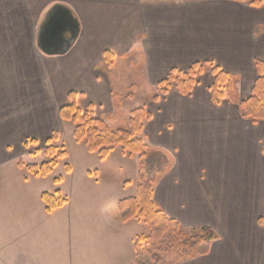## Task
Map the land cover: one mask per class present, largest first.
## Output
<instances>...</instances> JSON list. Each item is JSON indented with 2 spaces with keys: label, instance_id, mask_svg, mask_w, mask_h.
<instances>
[{
  "label": "crops",
  "instance_id": "1",
  "mask_svg": "<svg viewBox=\"0 0 264 264\" xmlns=\"http://www.w3.org/2000/svg\"><path fill=\"white\" fill-rule=\"evenodd\" d=\"M54 4L72 11L79 32L67 52L48 55L37 37ZM105 51L114 56L111 66ZM257 61L264 65V4L0 0V264L134 263L135 243L149 229L138 218L121 219L118 203L136 195L137 183L120 198V164L109 159L116 150L127 155L120 147L103 160L86 148L91 155L84 153L80 166L67 164L61 181L53 179L66 202L51 211L41 199L51 193V173L35 176L17 165L28 163L27 141L42 151L55 133L53 143L62 145V127L72 123L59 110L71 91L77 107L114 120L131 72L154 90L140 136L170 160L154 184L155 203L183 227L207 226L218 235L207 254L178 264H264V119L253 122L239 108L258 77ZM207 62L231 76L233 100L212 103L207 65L187 94L159 92L172 69Z\"/></svg>",
  "mask_w": 264,
  "mask_h": 264
},
{
  "label": "trees",
  "instance_id": "2",
  "mask_svg": "<svg viewBox=\"0 0 264 264\" xmlns=\"http://www.w3.org/2000/svg\"><path fill=\"white\" fill-rule=\"evenodd\" d=\"M250 5L259 6L264 0H245ZM105 61L112 65L114 56L105 51ZM211 68L213 82L210 87L212 103L219 104L223 99L233 100L234 84L231 76L213 63H194L187 70L172 69L165 79L157 83L161 94L174 87L180 94H187L196 83V78L203 72L204 66ZM258 77L251 93L239 102L241 114L253 122L264 119V65L256 62ZM76 93H68L69 103L59 110L61 119L73 124V137L76 142L83 141L89 152L97 153L100 160L105 159L115 147H120L128 155H137L138 178L136 195L122 199L118 203L121 219L131 217L142 220L149 233L141 236L135 243L136 258L133 264H178L185 259L205 255L209 252L211 243L218 238L216 232L207 226L185 228L175 219L167 216L153 199V188L157 178L169 166L170 160L163 150L145 144L140 136L144 122L151 119V114L145 106L135 108L128 117L126 128L113 129L105 120L93 115L92 107L80 109L75 104ZM153 96V100L158 99ZM57 134L46 139L44 155L46 160L41 164L24 163L21 159L17 165L24 167L32 175L45 177L52 172L58 161L67 156L66 150L54 145ZM264 155V144L262 146ZM37 152H31L34 156ZM65 170L69 171L68 165ZM61 181V176L54 179ZM41 199L46 210L51 211L65 204L66 199L58 190L54 193H42ZM264 224V215L258 219Z\"/></svg>",
  "mask_w": 264,
  "mask_h": 264
},
{
  "label": "rangeland",
  "instance_id": "3",
  "mask_svg": "<svg viewBox=\"0 0 264 264\" xmlns=\"http://www.w3.org/2000/svg\"><path fill=\"white\" fill-rule=\"evenodd\" d=\"M129 74L133 76V79H130V81H133L132 85L125 84L123 87H121V91L124 90V96L115 100L114 105L116 115L114 113L111 114L112 117L113 115H115L116 118L114 120H107L108 124L113 129L126 128L128 126V117L130 115V112L137 107L144 106V102L149 98V93H151L153 90L152 88H149L147 86L146 82L142 78L143 76L141 75V73L139 74L138 72H131ZM62 128V145H57V147H63L67 152V156L58 161L51 174L45 179V181H48L51 185V193L54 192L53 179L55 177H59L63 173L65 165L71 164L73 166H80V164L86 160L84 153H89L86 150V146L84 143H78L75 141L72 133V124H64ZM26 144L28 145L27 151L29 153L40 152L39 155L34 157H32L31 155H25V159L28 160V163L39 165L44 160H46L44 149L42 151H39L38 149L40 143H36V146H34L30 144V141H27ZM54 145L56 144L54 143ZM93 157L97 159L95 154ZM109 159L120 164V170L118 174L120 198L132 195L133 189L137 183L139 169L136 158H134L133 155L128 154L122 157L119 150H116L111 154Z\"/></svg>",
  "mask_w": 264,
  "mask_h": 264
},
{
  "label": "water",
  "instance_id": "4",
  "mask_svg": "<svg viewBox=\"0 0 264 264\" xmlns=\"http://www.w3.org/2000/svg\"><path fill=\"white\" fill-rule=\"evenodd\" d=\"M78 32L79 23L72 11L61 4H54L39 26L37 45L45 54H64L74 43Z\"/></svg>",
  "mask_w": 264,
  "mask_h": 264
}]
</instances>
